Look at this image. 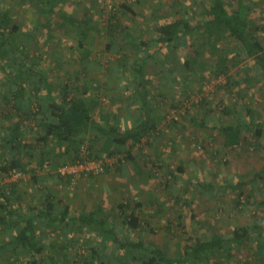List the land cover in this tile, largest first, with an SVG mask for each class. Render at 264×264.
<instances>
[{"label": "rangeland", "instance_id": "rangeland-1", "mask_svg": "<svg viewBox=\"0 0 264 264\" xmlns=\"http://www.w3.org/2000/svg\"><path fill=\"white\" fill-rule=\"evenodd\" d=\"M53 1L50 9V2L45 0L46 3L0 0V10L10 9L17 24L16 33L5 45L8 50L4 57L0 50V95L14 98L18 83H23L27 92L32 93L33 87L29 84L32 86L36 80L24 72L21 62L25 61L32 71L44 72L55 87L53 92L57 98L61 97L64 84L71 85L73 92L79 87L94 94L99 100L95 110L98 116L112 115L117 108L122 112L119 102L128 91L119 86L130 72L136 54L130 35L156 38L157 23L184 13L195 23L197 18L193 15L200 20L204 17L201 12L208 11L205 0ZM251 3L253 16L263 26L257 33L264 41V0H251ZM228 8L232 9L233 4ZM188 41L190 46L177 51L162 47L153 52L155 56L148 62L149 87L151 102L161 108L160 115L139 142L130 143L123 151L128 155V164L138 160L142 167L140 174L137 168H132L130 176L139 182L146 180L145 198L153 190L143 200L145 206L134 199V194L115 199L104 190L78 194L75 200L69 201L72 208L77 206L75 212L80 211L81 204L86 208L90 202L91 207L100 204L109 212L108 216L114 215L112 208L118 207L119 202H126L128 212L133 209L141 225L125 233L133 239L151 240L175 257L197 237L230 234L235 226L253 225L264 219V143H258L254 133L246 129L238 143H230L219 128L225 123L264 119V79L248 76L245 64L249 59L242 54L235 65L229 64L226 73L216 74L219 60L214 50L216 44L211 46V37L202 28L189 35ZM231 41L227 36L218 46L230 49ZM81 42L85 47L80 46ZM103 95L107 96V102L102 100ZM29 96L33 98L34 109L38 108L36 93ZM247 107L257 113L250 116ZM201 120L211 126L202 127ZM81 146L89 151L87 142ZM79 148L75 154H79ZM48 159L54 165L55 160H44ZM111 172L115 180L119 171ZM239 180H245L242 186H227ZM44 191L53 195L51 191ZM161 200L163 204L159 208ZM62 225L56 223L50 228L47 238L52 242L41 254L43 264H50L47 261L50 255L56 264H99L101 256L106 264H119L124 251L115 248L113 241L101 250L100 236L80 231L77 237L82 241L70 237L62 240L65 235ZM123 233L120 231V235ZM67 234L72 237L71 232ZM259 241L257 237L230 251L216 253L207 263L260 264L264 249L261 254ZM20 251L11 252L8 258L1 257L0 264H29L27 260L32 252ZM129 264L143 262L132 259ZM188 264L205 263L189 261Z\"/></svg>", "mask_w": 264, "mask_h": 264}, {"label": "trees", "instance_id": "trees-1", "mask_svg": "<svg viewBox=\"0 0 264 264\" xmlns=\"http://www.w3.org/2000/svg\"><path fill=\"white\" fill-rule=\"evenodd\" d=\"M45 1L50 2V9L55 3L53 0ZM41 2H44V0H41ZM43 6L42 3V8L44 9ZM9 10H0V50L3 52V57L6 55V49L8 50L5 45L9 43L10 38H13L12 34H15L17 31V24L14 23L11 11ZM253 10L254 6L249 0H238L237 5L232 9L228 8L226 0H212L209 10L202 13L203 15L205 14L204 17L196 20L195 23L191 21L190 16L181 15L180 17L166 19L157 23L155 28L159 35L156 38L149 37L148 39H144L140 36L130 35L129 41H131V44H134L136 52L130 65L129 74L132 77L131 81L134 86L132 92L133 98L143 106H146L149 102L148 62L150 58L155 56L153 52L162 47L177 51L181 47L190 46L188 36L201 28L207 32L208 37H211V46L214 43L216 44L215 47L213 46L215 52L219 55L218 64L215 69L216 74L220 72L226 73L230 67L229 64L235 65L239 61L240 54H242L243 57L249 59L245 64V70L249 75H245H248L250 78L258 77L260 80L264 79V41L259 36V33H257L263 26L253 16ZM227 36L231 37L232 41L230 49L226 50L225 47H219L218 43ZM82 42L80 46L82 44V47H85ZM153 42L158 45H152ZM228 53L233 55L230 56ZM160 60L163 63H167L165 59ZM21 63V66L25 68L24 72L28 78L36 80V83L32 82L34 83L31 86L33 87L31 89L32 93L29 95L36 93L38 108L34 109L32 106L34 103L32 96L31 98L29 96L26 102V104H30L32 116L41 113L43 116L40 124L45 130V136H52L67 141L75 153L81 145L87 142V135L92 131L97 133V139H104L105 142L118 145L121 148H126L132 142H139L147 134L151 124L150 118H137L135 125L123 127L120 117L116 114L96 117L95 110L99 105V100L94 94H89V91H83L79 87H76L73 92L71 85L64 84L60 90L61 97L57 98L53 92L55 87L43 71H32V67L25 65V61ZM228 77L230 78L231 76L228 75ZM27 90L23 83H18L16 91L19 98L26 96ZM44 90L45 94L43 93V95L42 91ZM42 110L44 111L42 112ZM247 111L250 116L257 113L252 107H247ZM100 118L102 119L100 120ZM203 120L200 121L202 126H210ZM219 128L225 133L226 139L230 143H238L241 140L243 129L251 130L256 136L257 142L264 143V119L225 123L219 126ZM89 153L91 154V152ZM11 165L18 166L15 162H6L3 167L7 169ZM178 169L181 170L182 168L179 166ZM262 171H264V167ZM260 173L257 172L256 175H260ZM244 181L239 180L235 183L227 184V186L239 187L243 185ZM138 203L137 205H139ZM128 207L129 205L126 202H119L116 208L119 212L118 215L108 216L109 212H106L102 205L97 204L92 211L80 213L73 219L74 223H78L80 227L84 226L95 235L101 237L99 245L101 250L112 244V241L115 248L123 249L124 252H122L118 260L119 264H129L132 259H138L143 264H188L189 261L208 264L207 260L214 254L230 251L238 245L255 241L257 237L260 238L258 250L261 251V254L263 253L264 219L256 221L253 225L235 226L232 228L230 234L216 233L205 238L197 237L184 252H181L176 257L171 256L165 249L152 242L142 238L132 239L128 234H123L122 237L118 234L117 226L119 223L124 228L133 230L139 228L141 225L138 215L135 214L133 209L128 212ZM47 212H49L47 219L49 223H64V217L54 215L53 210H50V208ZM47 212L45 211L44 213L47 214ZM35 220L34 217L23 218L22 216L16 220L17 223L14 224L16 232L12 242V246L15 248L10 247L9 249L12 251L9 250L8 252L18 254V250L30 251L32 252V256L27 262L29 264H43L41 254L46 250L47 246L41 242L40 238L37 239L36 237H41L44 229L39 227L40 223L36 224L38 221ZM38 230L41 232H38ZM89 230L88 232H90ZM255 231H257V236L254 234ZM123 237L124 239H122ZM0 249H7V244H0ZM11 261L13 262V260ZM47 261L50 264H56L55 259L51 255ZM259 261H263L260 264H264V260L261 261L259 259ZM99 264H106L102 256L100 257Z\"/></svg>", "mask_w": 264, "mask_h": 264}, {"label": "crops", "instance_id": "crops-1", "mask_svg": "<svg viewBox=\"0 0 264 264\" xmlns=\"http://www.w3.org/2000/svg\"><path fill=\"white\" fill-rule=\"evenodd\" d=\"M205 1L208 6L207 9L209 10L212 0ZM226 1L228 2V5L233 4V8L238 3V0ZM201 13H203V11ZM182 15L190 16L186 13ZM193 17L198 20L197 16L195 17V15H193ZM129 74L130 72L128 73V76L125 77V81L119 86L120 89L128 91V94H125L126 96L124 100L119 102L122 105V112L121 110L118 112L120 108H117L115 109L116 113L114 114L120 117L123 127L135 125L137 123V118H150L152 124L159 117L161 108L151 102L150 87L149 102L146 106L138 103L133 98L132 92L134 86L131 81L132 77ZM29 85V87H31V84ZM16 89L14 90V98L9 99L8 96L0 95V244H7V249H0V259L1 257L8 258L9 254L11 255V252H8L11 250L9 248H15L12 246L16 232L14 224L17 223L16 220L20 216L23 218L34 217L38 221L36 224L40 223L39 227L44 229V231H42L44 235L40 233L41 237L37 236L36 238H40L41 242L46 244V248H50L52 241H50L47 236L50 234L49 231L51 226L55 227L56 222H48L47 219L49 217V212L47 211L49 208L50 210H53L54 215L65 218L62 227H60L63 228L65 234L62 240L70 237V239L76 238L82 241V238L77 237V231L87 233L89 229L84 226L85 229L81 228L78 223H74L73 219L80 213L92 211L97 205L95 206L94 204V207H91L92 202H90L89 207L86 208L81 204L80 211L75 212L74 209H76L77 206L74 205L72 208L69 201L71 203L75 200L78 194H86L93 190L95 192L104 190L108 195H112L115 199H118L120 196H126V194L130 193L134 194L135 200L140 201V203L145 206L144 201L153 190L152 192H147L146 194L148 195L145 198L144 186L147 184L146 180L141 179V182H139L130 176V170L133 171V169L137 168L138 174H140L142 169L138 160H134V157H132V160H134L132 164L126 162V164L117 166L116 169H114L115 171H119L115 180L111 178V175H113L114 172L88 176L75 183L69 178L61 176L57 171V165L61 162L60 160H70L78 156V154H75L71 145L67 141L52 136H45V130L40 124L43 115L38 113L32 116V111L29 107L30 104H26L29 99V92L23 98H19ZM43 93L45 94V90L42 91V94ZM43 111L44 110H42V112ZM95 116L97 117L98 115L95 114ZM101 119L102 118H100V120ZM97 136L98 135L95 131H92L87 135V145L90 150L89 152H91L92 155L106 157L123 153L125 147L121 148L118 145L109 144L105 142L104 139H97ZM46 158L55 160L54 165H42V160ZM6 162H15L18 166L30 171L32 174L29 173V176L25 178V181L17 180L10 182L6 179V168L3 167ZM45 189L51 191L53 195L45 192ZM80 201L82 203V199ZM162 204L163 202L161 200L159 208L162 207ZM114 207L112 208L114 212V215L112 216H117L119 212L116 209L117 206ZM45 211L47 214L44 213ZM119 225L120 229L117 231L118 234H120V231L124 232L123 234H127L125 231L128 229L124 228L120 223ZM58 231L61 233V230L58 229ZM38 232L41 231L38 230ZM68 232L72 233V237L67 234ZM90 233L93 232L90 231ZM122 239H124V237ZM146 241L152 242L151 240ZM21 255L24 254L22 253Z\"/></svg>", "mask_w": 264, "mask_h": 264}, {"label": "built area", "instance_id": "built-area-1", "mask_svg": "<svg viewBox=\"0 0 264 264\" xmlns=\"http://www.w3.org/2000/svg\"><path fill=\"white\" fill-rule=\"evenodd\" d=\"M104 102L108 101L107 96H102ZM128 155L115 154L109 156L91 155L84 146L79 148L78 156L66 160L57 166V171L61 176L69 178L72 182L88 177L95 176L106 172L113 171L117 166L126 164ZM51 160H44L42 165L48 166ZM6 179L10 182L25 179L29 173L18 166L11 165L5 171Z\"/></svg>", "mask_w": 264, "mask_h": 264}]
</instances>
